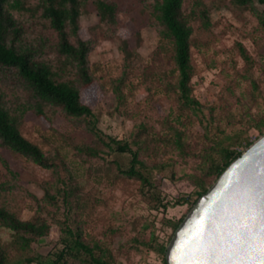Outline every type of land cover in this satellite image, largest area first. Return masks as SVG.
I'll list each match as a JSON object with an SVG mask.
<instances>
[{
  "label": "rangeland",
  "instance_id": "374dc122",
  "mask_svg": "<svg viewBox=\"0 0 264 264\" xmlns=\"http://www.w3.org/2000/svg\"><path fill=\"white\" fill-rule=\"evenodd\" d=\"M26 1L33 5L37 0ZM83 1L80 37L91 42L88 58L96 80L84 99L95 110L105 135L140 141L141 157L158 165L150 172L158 188L150 191L118 172L119 166H129L130 154L111 151L86 160L76 146L91 143L93 136L62 111L48 108L46 118L17 111L23 91L11 73L0 69V94L18 116L20 132L44 152L59 153L73 191L70 208L62 196L55 203L43 201L45 189L54 193L61 182L50 170L0 146V206L21 219L41 215L51 224L48 235L26 251L17 247L14 232L2 226L0 243L15 264L36 256L50 264L62 248V227L80 225L85 237L100 239L113 250L117 264H162V256L141 241H151L153 235L158 242L170 241L173 224L184 219L200 198L194 180L203 174L201 154L212 144L210 138L235 141L241 133L256 141L263 135L254 124L264 115V26L259 17L264 6L258 0L253 6H237L231 0H184L183 13L194 29L192 95L201 104L193 110L183 107L171 89L177 79L172 44L160 35L153 0H105L117 5L115 26L100 24L98 0ZM196 1L206 9L209 27L192 14ZM19 19L30 40L47 44L43 59L55 62L50 46L57 43V33L38 19L27 15ZM117 85L122 98L115 94ZM172 127L183 130L189 156L175 148ZM239 149L247 148L242 144ZM213 180L209 179V188ZM181 198L188 200L176 204Z\"/></svg>",
  "mask_w": 264,
  "mask_h": 264
},
{
  "label": "trees",
  "instance_id": "16d2710c",
  "mask_svg": "<svg viewBox=\"0 0 264 264\" xmlns=\"http://www.w3.org/2000/svg\"><path fill=\"white\" fill-rule=\"evenodd\" d=\"M183 2L184 0H153L152 10L160 35L172 44L173 72L176 73L177 79L171 84V89L178 95L183 107L197 110L201 108V104L192 95L191 87L194 72L191 62V38L194 29L183 13ZM253 2L254 0H231V3L237 6H253ZM258 2L264 6V0ZM83 5V0H37L33 5L26 0H0V69L11 73L16 86L23 91V97L19 99L16 110L20 113L30 111L40 118L47 117L48 108L62 111L67 117L79 121L93 136L91 143H81L76 146L80 155L90 160L103 158L111 151L130 154L129 166L127 168L119 166L118 172L128 178L139 180L150 191L156 190L158 186L152 181L150 172L158 165H149L141 157L143 147L140 141L117 140L105 135L98 126L95 110L84 99L85 92L94 88L96 80L88 58L92 49L91 42L80 37ZM96 9L100 24L116 25L115 3L98 0ZM192 14L200 17L204 27L210 26L208 13L200 1L195 2ZM21 15L46 22L57 33V43L50 46L56 53L55 62L43 59L42 55L47 44L42 40L35 43L29 39L19 19ZM259 17L264 26V10ZM243 54L245 55V52ZM114 90L118 98L123 97L119 85ZM254 128L260 135L264 134V115L254 124ZM172 129L175 148L182 156H189L190 153L183 139V130L177 127ZM236 136L235 141H232V138H210L212 144L205 147L201 154L203 174L196 176L194 180L196 187L200 189L199 196L209 189L210 185L208 186L207 183L210 178H214L212 182L216 181L230 163L242 154L243 149H239L240 145L243 144L248 148L255 141L243 137L241 133H237ZM0 146L50 170L61 182L62 186L57 187L54 193L48 188L45 189L43 201L55 203L57 197L62 196L63 204L72 207L73 191L70 190L65 177L68 170L63 158L59 153L44 152L22 135L18 128V116L4 103L1 94ZM187 200L177 199L176 204H184ZM163 208L167 206L163 205ZM182 220L174 223L173 228L176 229ZM0 226L14 232L17 247L21 251L30 249L51 230V224L41 215L25 220L3 206H0ZM168 242H158L154 235L151 241H141L149 250L162 256L163 264H167L165 253ZM61 244L62 248L50 264H70L72 261L81 264H117L113 250L105 246L100 239L85 237L80 225L75 229L64 225ZM19 261V264L32 262L44 264L37 256L25 257L24 260L19 259ZM16 262L9 259L5 247L0 243V264Z\"/></svg>",
  "mask_w": 264,
  "mask_h": 264
},
{
  "label": "water",
  "instance_id": "95a60500",
  "mask_svg": "<svg viewBox=\"0 0 264 264\" xmlns=\"http://www.w3.org/2000/svg\"><path fill=\"white\" fill-rule=\"evenodd\" d=\"M167 264H264V134L222 172L175 229Z\"/></svg>",
  "mask_w": 264,
  "mask_h": 264
},
{
  "label": "built area",
  "instance_id": "2783aa9c",
  "mask_svg": "<svg viewBox=\"0 0 264 264\" xmlns=\"http://www.w3.org/2000/svg\"><path fill=\"white\" fill-rule=\"evenodd\" d=\"M163 264V263H162Z\"/></svg>",
  "mask_w": 264,
  "mask_h": 264
}]
</instances>
